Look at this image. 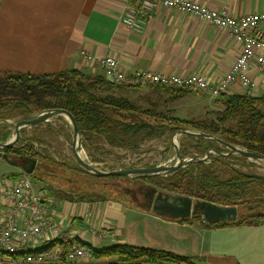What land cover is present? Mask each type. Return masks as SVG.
<instances>
[{
    "label": "crops",
    "instance_id": "0c3cea01",
    "mask_svg": "<svg viewBox=\"0 0 264 264\" xmlns=\"http://www.w3.org/2000/svg\"><path fill=\"white\" fill-rule=\"evenodd\" d=\"M190 1L210 10L225 7L234 17L264 12V0ZM135 2L138 0H0V72L46 75L78 70L103 76L98 66L81 58V52H87L116 59L127 75L147 70L199 74L216 83L234 63L239 45L231 36L174 9L152 12L143 30L133 33L121 24V17ZM251 74L258 95L263 94L264 82L256 69ZM12 169L13 175L22 174L19 168ZM4 177L0 182L8 185L17 178ZM40 180L32 182L33 189L48 197L53 221L72 233L79 245L95 250L132 245L190 258L197 264H264V225L209 229L202 222L155 215L137 201L78 200L66 191L69 196L64 199L47 188L58 192L59 179L42 174ZM101 233L107 236L100 238ZM45 245L49 243L38 247ZM21 254L11 258L0 251V261L22 262Z\"/></svg>",
    "mask_w": 264,
    "mask_h": 264
},
{
    "label": "trees",
    "instance_id": "16d2710c",
    "mask_svg": "<svg viewBox=\"0 0 264 264\" xmlns=\"http://www.w3.org/2000/svg\"><path fill=\"white\" fill-rule=\"evenodd\" d=\"M148 87L156 95L167 97L164 99L166 103L179 101L192 91L189 88ZM139 89L138 86L111 84L99 74L90 75L78 70L46 75L0 72V143H6L11 137V125L6 122L28 120L46 110L60 109L68 112L75 120L83 146L92 138H100L112 147L135 151L141 141L151 142L168 134L191 131L212 135L244 151L264 156V93L250 97L241 93H225L212 99L213 105L218 108L214 119L181 120L160 111L156 103H150L147 109L125 97L117 96ZM193 141L202 154L214 151L219 155H209L205 163H189L166 177L140 176L131 178L132 181L138 183V188H152L156 192L187 196L215 206L237 209V218L232 223L211 225L199 216L181 222H202L209 229L264 225V177L245 174L225 164V158L243 162L244 158L221 156L227 154V151L214 142L201 138H194ZM16 144L3 151L9 160L15 155L36 160L33 176L38 181H41L40 175L46 169H50L46 173L50 180L61 179L58 192L47 187L50 193L64 199L69 196L65 195V191L74 195L79 193L78 200L114 199L110 195L106 197L104 193L88 196L85 186L80 188L82 190H75L70 178L55 174L56 171L69 170L79 176L94 177L83 171L78 164L69 168L57 165V169L46 152L38 153L31 141ZM55 244L50 243L47 249ZM85 248L95 259L107 260L110 264H197L190 258L132 245H112L99 250L90 246Z\"/></svg>",
    "mask_w": 264,
    "mask_h": 264
},
{
    "label": "built area",
    "instance_id": "2783aa9c",
    "mask_svg": "<svg viewBox=\"0 0 264 264\" xmlns=\"http://www.w3.org/2000/svg\"><path fill=\"white\" fill-rule=\"evenodd\" d=\"M159 9H174L210 24L227 33L239 45L234 63L221 80L211 83L199 74L168 75L149 70L127 75L114 58H97L87 52H81V58L98 66L111 84L189 88L210 99L225 93H241L247 97L258 95L251 72L256 69L264 82V12L234 17L225 7L210 10L190 0H138L124 9L121 24L138 34L151 13ZM98 236L105 238L107 235L101 233ZM45 242L56 244L50 249H47L48 245L38 247ZM0 251L11 258L25 253L22 262L0 261V264H100V260L78 244L72 233L63 231L53 221L48 197L42 191H35L25 174H20L10 185L0 182Z\"/></svg>",
    "mask_w": 264,
    "mask_h": 264
},
{
    "label": "rangeland",
    "instance_id": "374dc122",
    "mask_svg": "<svg viewBox=\"0 0 264 264\" xmlns=\"http://www.w3.org/2000/svg\"><path fill=\"white\" fill-rule=\"evenodd\" d=\"M138 87H140V89L136 92L122 93L117 96L125 97L137 106L147 109L150 108V103H156L160 111L167 112L170 116L181 120L214 119V113L218 111V108L213 105L212 99L196 90L189 91L188 95L179 101L166 103L164 102V99H167V97L156 95L152 88H149L148 86ZM60 118L61 117H54L46 123L22 129L19 132V138L17 141H31L38 153L44 154L43 152H46L54 167L57 169V165H64L66 168H69V166L71 167L73 164H77L71 153L70 127L63 118ZM16 122L18 121L12 123ZM9 130L12 135V126H10ZM171 139L172 135L168 134L151 142L141 141L138 143V147L135 151L119 148L118 146L112 147L100 138H92L89 142L84 143L83 146L82 140L80 139L81 155L83 159L92 164L94 168L103 172L123 170L129 167L150 168L163 166L168 163L170 166H173L176 159L174 157L175 152L171 145ZM193 139L194 137L185 136H179L176 138L175 145L177 146L179 155L185 160L188 158L189 160L190 158L202 160L207 155H205V153L202 154L201 151L195 147ZM209 155L215 154L210 151L208 156ZM207 158L202 163L207 162ZM69 159L71 162H69ZM189 160L187 161L189 162ZM224 163L242 173L264 177V161H249L244 159L243 162L242 160L225 158ZM12 168L13 167L0 158V178L13 174ZM49 172L50 169H46L42 174L46 176V173ZM55 174L59 175L58 177L62 175L65 178H70L74 182L75 190H82L83 186H85L87 188L88 196H97V194L104 193L106 197L107 195H110V197L126 204L136 203L125 196L127 189L134 191L135 188H138V183L133 182L132 179L123 177H115L111 179L90 176L86 177L71 173L69 170L56 171ZM29 179L32 185L34 182H38L33 174L29 175ZM59 181H61V179H59ZM141 189H145V187H141ZM75 194V196L78 197L79 193Z\"/></svg>",
    "mask_w": 264,
    "mask_h": 264
},
{
    "label": "water",
    "instance_id": "95a60500",
    "mask_svg": "<svg viewBox=\"0 0 264 264\" xmlns=\"http://www.w3.org/2000/svg\"><path fill=\"white\" fill-rule=\"evenodd\" d=\"M54 117L63 118L71 130V153L75 162L79 167L90 174L91 176L97 178H112V177H123V178H135V177H166L170 174L175 173L176 171L184 168L186 163L194 162H204L207 158L209 152L202 160H196L189 158V162L184 158H181L175 145V140L179 136L185 137H194L201 138L206 141L214 142L219 145L221 148H224L227 151V154L221 156H238L249 161H264V156L258 153H252L244 151L236 146L228 144L212 135L183 131L172 134L171 145L175 152L176 162L173 166H170L169 163L163 166L156 167H147V168H135L129 167L123 170H116L110 172L99 171L94 168L92 164L81 157V141L80 133L77 127V124L73 117L66 111L60 109H52L41 112L40 114L31 117L28 120L18 121L16 123L6 122L12 126V137L4 143H0V158L7 162L10 166L14 168H19L22 174L26 176L32 175L36 169L37 162L34 159L27 157H20V163H11L3 151L7 148L15 146L19 138V132L22 129L34 127L41 123H46ZM215 155H219L217 152L211 151ZM186 162V163H185ZM151 191V198L149 200V205L146 207L147 210H151L155 215L169 218L172 220H186L195 216H200L204 222L211 225H216L219 223H232L237 218V209L235 207H222L215 206L210 203L196 201L191 197L166 194L161 192H156L155 189L149 188Z\"/></svg>",
    "mask_w": 264,
    "mask_h": 264
},
{
    "label": "flooded vegetation",
    "instance_id": "af4514ba",
    "mask_svg": "<svg viewBox=\"0 0 264 264\" xmlns=\"http://www.w3.org/2000/svg\"><path fill=\"white\" fill-rule=\"evenodd\" d=\"M19 156L15 155L10 158L11 163H20ZM12 167V166H11ZM125 196L129 200L134 202H139L142 206L147 207L149 205V200L151 198V191L148 189L135 188V190H126Z\"/></svg>",
    "mask_w": 264,
    "mask_h": 264
},
{
    "label": "bare ground",
    "instance_id": "6f19581e",
    "mask_svg": "<svg viewBox=\"0 0 264 264\" xmlns=\"http://www.w3.org/2000/svg\"><path fill=\"white\" fill-rule=\"evenodd\" d=\"M81 157H82V155H81ZM83 158V157H82Z\"/></svg>",
    "mask_w": 264,
    "mask_h": 264
}]
</instances>
